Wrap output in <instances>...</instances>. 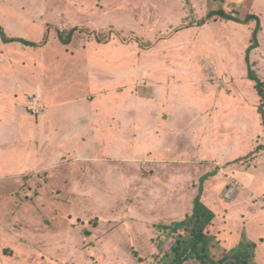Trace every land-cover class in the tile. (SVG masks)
<instances>
[{
  "label": "rangeland",
  "instance_id": "rangeland-1",
  "mask_svg": "<svg viewBox=\"0 0 264 264\" xmlns=\"http://www.w3.org/2000/svg\"><path fill=\"white\" fill-rule=\"evenodd\" d=\"M218 8L259 17L249 61L264 82V0H0L7 35L48 32L0 40V264H158L173 239L157 225L200 186L225 208L211 255L247 242L264 264L255 21L206 18ZM73 26L61 44L55 29ZM242 163L261 166L246 188L228 174Z\"/></svg>",
  "mask_w": 264,
  "mask_h": 264
},
{
  "label": "trees",
  "instance_id": "trees-1",
  "mask_svg": "<svg viewBox=\"0 0 264 264\" xmlns=\"http://www.w3.org/2000/svg\"><path fill=\"white\" fill-rule=\"evenodd\" d=\"M212 16H218L224 20L236 23L255 21V27L250 35V44L245 50L244 61L247 66V78L254 82V88L261 101L259 107L264 106V82L254 72L249 61L250 52L258 47L257 36L260 29L259 17L254 13H249L246 14L244 18H240L239 16L227 13L222 8L209 11L206 18L208 19ZM78 29L77 26L68 29L57 28L55 29V36L61 44L67 45ZM47 33L46 30L42 36V40L39 42H33L23 37L7 35L3 27L0 26V40L3 43L17 41L23 45L36 47L46 42L48 37ZM214 174V171L207 172L204 174V178ZM201 193L202 187L200 186L197 194L191 200L189 211L181 218L173 219L169 224L162 222L157 225L158 230L166 232L167 234L165 235L173 239L169 249L158 259V264H184L188 261H195L198 264H253L252 260H250L252 256L254 257L253 249L252 251H246V246H254L252 243L243 242L247 245L241 244L229 248L230 250L225 249L223 256L220 258H215L211 255V250L217 246L216 235L209 233V226L212 224L215 214L212 209L202 201ZM162 244L163 243L160 242V246H162ZM138 260L141 261V258H138Z\"/></svg>",
  "mask_w": 264,
  "mask_h": 264
},
{
  "label": "crops",
  "instance_id": "crops-1",
  "mask_svg": "<svg viewBox=\"0 0 264 264\" xmlns=\"http://www.w3.org/2000/svg\"><path fill=\"white\" fill-rule=\"evenodd\" d=\"M61 29H63V28H61ZM43 32H44V30H43ZM58 40V39H57ZM3 43V42H2ZM6 46H8L10 43H4ZM44 47H45V45H43ZM30 88H34V87H30ZM32 94V93H31ZM35 97H36V102H41V103H43V105L44 106H42V107H46V105H45V103L47 102V98H45V96L41 93V89L38 87V89H36V95H35ZM25 101H26V96H25ZM34 101V100H33ZM35 102V101H34ZM27 103V102H26ZM26 105V104H25ZM38 106H39V104H38ZM30 108H33L32 106H30ZM44 111H45V109H44ZM15 112H16V114H19L18 115V117H17V119L19 118L20 120H24L25 122H26V120H25V118H23L24 116H26V114H24V113H22L23 112V110H22V112H21V108H17V110H15ZM15 114V115H16ZM24 115V116H23ZM43 117L45 118V114L43 115ZM44 118H42V119H44ZM111 140H113V139H111ZM260 165L262 164V161L259 163ZM257 166V167H252V166H248V163H242V164H239V165H237L236 167H238L237 169H235V167L228 173L229 174V177L231 178V179H233V180H236V182L237 183H239V186H241V187H247L249 184H250V182H251V177H252V175H253V172L255 171V169L254 168H259V167H261V166ZM250 169V170H249ZM260 169V168H259ZM228 176V175H227ZM218 193H219V191H218ZM219 202V201H218ZM218 205L215 207V208H217V211H219V210H221L222 211V209L223 210H225V208L221 205V203H217ZM208 206V205H207ZM262 206H264L263 205V203H262ZM209 207V206H208ZM210 208V207H209ZM222 208V209H221ZM211 209V208H210ZM213 212H214V214H215V217H214V219H213V222H212V224H214L213 226H215L216 227V229H215V232H214V234L216 233V230L219 232V229H220V224H219V222H218V213H217V211H214V209L212 210ZM258 212H261V211H258ZM225 214H226V212H225ZM217 219V220H216ZM220 219H221V217H220ZM216 221H217V223H216ZM220 221V220H219ZM224 224H222V226H223ZM262 229H264V226L262 227ZM262 229H261V231H262ZM216 236H217V234H216ZM257 236V235H256ZM251 239H253V238H251Z\"/></svg>",
  "mask_w": 264,
  "mask_h": 264
},
{
  "label": "built area",
  "instance_id": "built-area-1",
  "mask_svg": "<svg viewBox=\"0 0 264 264\" xmlns=\"http://www.w3.org/2000/svg\"><path fill=\"white\" fill-rule=\"evenodd\" d=\"M32 109V111H34V112H38L39 110H38V108H31ZM230 192V190H228V193ZM228 193H226V194H228ZM234 193V192H233ZM233 193H232V195H233ZM232 195L231 196H227V195H225V197L226 198H230V197H232Z\"/></svg>",
  "mask_w": 264,
  "mask_h": 264
}]
</instances>
